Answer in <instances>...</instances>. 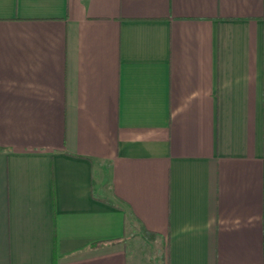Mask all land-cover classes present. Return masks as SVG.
<instances>
[{
    "label": "crops",
    "instance_id": "1",
    "mask_svg": "<svg viewBox=\"0 0 264 264\" xmlns=\"http://www.w3.org/2000/svg\"><path fill=\"white\" fill-rule=\"evenodd\" d=\"M135 226L264 264V0H0V264H146Z\"/></svg>",
    "mask_w": 264,
    "mask_h": 264
},
{
    "label": "rangeland",
    "instance_id": "2",
    "mask_svg": "<svg viewBox=\"0 0 264 264\" xmlns=\"http://www.w3.org/2000/svg\"><path fill=\"white\" fill-rule=\"evenodd\" d=\"M141 230L140 227H133L130 230H128V234L130 236H134V237H130L129 235V240L131 241V243L133 244V246L137 247V251L140 253V261H144L145 259L147 260L148 264H150V252L154 253L155 252V248H153V246H155V241L150 240V237L146 235L145 237L143 235H141ZM128 252L130 253L132 251L131 247H128ZM129 255V254H128ZM153 255V254H152ZM148 258V259H147ZM146 262V264H147ZM153 264V261L152 263Z\"/></svg>",
    "mask_w": 264,
    "mask_h": 264
},
{
    "label": "trees",
    "instance_id": "3",
    "mask_svg": "<svg viewBox=\"0 0 264 264\" xmlns=\"http://www.w3.org/2000/svg\"><path fill=\"white\" fill-rule=\"evenodd\" d=\"M143 232H144V234H146L147 236L150 235V232L147 231V230H144ZM118 241H119V240H112V241H110V242H111V243H115V242H118Z\"/></svg>",
    "mask_w": 264,
    "mask_h": 264
}]
</instances>
